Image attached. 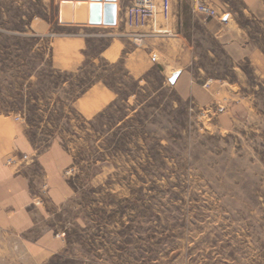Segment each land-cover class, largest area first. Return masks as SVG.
I'll return each instance as SVG.
<instances>
[{
  "label": "rangeland",
  "instance_id": "374dc122",
  "mask_svg": "<svg viewBox=\"0 0 264 264\" xmlns=\"http://www.w3.org/2000/svg\"><path fill=\"white\" fill-rule=\"evenodd\" d=\"M66 1L0 0V112L37 147L55 137L74 151L66 263L264 264V0L254 13L244 0H203L247 42L234 54L190 5L193 48H161L175 33L134 42L127 26L114 38L59 25L58 10L83 19ZM74 34L88 35L84 61L53 68L52 41ZM111 41L123 45L116 61L99 56ZM95 82L116 98L85 120L71 103Z\"/></svg>",
  "mask_w": 264,
  "mask_h": 264
},
{
  "label": "crops",
  "instance_id": "0c3cea01",
  "mask_svg": "<svg viewBox=\"0 0 264 264\" xmlns=\"http://www.w3.org/2000/svg\"><path fill=\"white\" fill-rule=\"evenodd\" d=\"M170 1V17L166 23L159 18L158 27L175 33L172 37H176V42L164 43L161 48H193L186 35L189 13L182 9L190 5L191 0ZM244 2L252 13L261 3L260 0ZM64 3H81L84 7L83 19L79 22L77 14L70 12L63 20L58 10L56 18L59 25L109 28V35L114 38L117 37L116 29H126V7H121L120 0L98 2L101 5L98 23L90 22L89 8L93 3L90 0H67ZM193 15L208 24L213 36L232 54V48H247L245 39L237 40L233 30L226 28L222 21ZM223 20L228 21L227 17ZM133 31H150V26L133 28ZM87 37L74 34L55 38L50 47L52 67L59 70L77 68L85 59L83 50ZM122 48V44L111 41L99 52V56L107 61H116L121 58ZM135 54L140 52L133 51V56ZM133 70L137 74L143 71L134 63ZM176 72L175 82L182 76L181 70ZM115 98V92L95 82L73 100L71 108L82 119L89 120L103 113ZM27 128V125L16 123L12 117L0 112V264H67L66 260L70 257L67 218L74 212L75 191L66 172L75 160L74 151L55 137L46 146L37 147L29 139Z\"/></svg>",
  "mask_w": 264,
  "mask_h": 264
},
{
  "label": "built area",
  "instance_id": "2783aa9c",
  "mask_svg": "<svg viewBox=\"0 0 264 264\" xmlns=\"http://www.w3.org/2000/svg\"><path fill=\"white\" fill-rule=\"evenodd\" d=\"M170 0H130L124 10V24L129 28L150 26V31H131L127 36L131 40L139 41L145 36L168 35L167 28L158 27V19L166 23L170 17ZM191 12L204 18H215L217 11L203 0L190 1ZM68 174V170L66 172ZM64 235V233H61Z\"/></svg>",
  "mask_w": 264,
  "mask_h": 264
},
{
  "label": "water",
  "instance_id": "95a60500",
  "mask_svg": "<svg viewBox=\"0 0 264 264\" xmlns=\"http://www.w3.org/2000/svg\"><path fill=\"white\" fill-rule=\"evenodd\" d=\"M93 3H90V22H99L100 21V8L101 5L100 2L101 0H90ZM178 73L177 72H173L171 74V76L168 78V81L171 84H174L175 79L177 78Z\"/></svg>",
  "mask_w": 264,
  "mask_h": 264
},
{
  "label": "trees",
  "instance_id": "16d2710c",
  "mask_svg": "<svg viewBox=\"0 0 264 264\" xmlns=\"http://www.w3.org/2000/svg\"><path fill=\"white\" fill-rule=\"evenodd\" d=\"M88 87H89V86H88ZM88 87H87V88H88ZM87 88H86V89H87ZM86 89H84L81 93H83Z\"/></svg>",
  "mask_w": 264,
  "mask_h": 264
}]
</instances>
